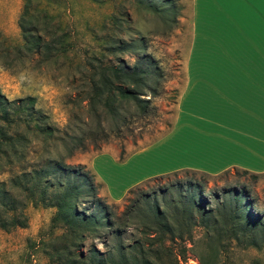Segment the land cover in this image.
I'll return each mask as SVG.
<instances>
[{"label": "rangeland", "instance_id": "obj_1", "mask_svg": "<svg viewBox=\"0 0 264 264\" xmlns=\"http://www.w3.org/2000/svg\"><path fill=\"white\" fill-rule=\"evenodd\" d=\"M190 5L191 0H0V91L9 100L30 97L48 123L81 141L70 156L60 142L51 147V154L61 156L65 164L83 166L94 195L124 220L119 237H89L83 242L84 251L91 244L103 251L106 243L132 242L139 236L140 224L147 221L150 201L167 208L171 199L179 200V194L186 192L181 183L188 180L201 185L205 207L215 206L224 188L245 186L255 209L264 212V172L254 181L249 173L233 169L219 175L180 171L149 182L126 201L124 196L114 201L106 194L118 196L132 180L166 165L161 160L162 144L133 152L160 138L173 119L189 41ZM30 34L40 38L36 51L24 44L23 35ZM116 62L150 72L146 82L152 92L143 89L140 95L148 99L147 108L122 99L116 102L118 115L113 117L102 105L88 104L89 76L98 65ZM41 146L31 143L28 158L34 159ZM96 154L91 167L89 161ZM9 175L1 171L0 181ZM11 194L17 206L25 203L26 224L0 228V264H55L48 255L49 239L62 231L50 226L55 209L24 200L18 189ZM92 201L86 192L78 197L77 206L90 211ZM191 234L190 242L168 243L183 264H199V256L209 264V255H215L217 264H264V245L240 247L233 241L219 246L207 241L198 227Z\"/></svg>", "mask_w": 264, "mask_h": 264}, {"label": "trees", "instance_id": "obj_2", "mask_svg": "<svg viewBox=\"0 0 264 264\" xmlns=\"http://www.w3.org/2000/svg\"><path fill=\"white\" fill-rule=\"evenodd\" d=\"M19 27L24 31L20 23ZM33 36L23 35V41L28 50L36 51L40 38ZM149 73L146 67L124 62L98 65L89 76L88 104L102 105L113 117L118 115L116 102L122 99L132 101L139 109L147 108L148 99L140 95L143 89L152 92L146 82ZM77 140L76 136H68L48 123L46 117L34 109L30 97L9 100L0 91V172L7 170L10 174L0 181V228L8 230L26 224L25 203L22 206L15 204L11 194L13 189H18L26 201L37 200L53 207L50 226L62 229L49 239L48 255L55 264H183L180 254L168 243L190 242L194 227L201 228L206 240L219 246L233 241L240 247L264 245V212L255 209L250 189L226 187L215 206L205 207L201 185L188 180L184 185L181 183L186 192L179 194V200L171 199L166 209L159 207L155 200L150 201L148 213H145L147 221L140 224L139 236L132 242L126 245L118 241L106 243L103 251L91 244L84 251L83 242L89 237L95 238L99 234L105 238L119 237V226L124 220L94 195L89 178L82 172L83 166L65 164L61 156L51 154V147L60 142L65 147L64 154L70 156L77 146H81V141L78 143ZM33 142L42 145L34 159L28 158ZM128 154L118 156L117 160L122 161ZM233 170L249 173L253 180L263 174ZM180 171L200 172L180 169L148 177L130 187L122 200L126 201L135 191L141 193V187L149 182L174 176ZM86 192L93 198L90 211L77 206L78 197ZM146 200L149 202L148 198ZM184 251H181L183 255ZM208 261L217 264L215 255H209ZM198 262L204 264V258L199 256Z\"/></svg>", "mask_w": 264, "mask_h": 264}, {"label": "crops", "instance_id": "obj_3", "mask_svg": "<svg viewBox=\"0 0 264 264\" xmlns=\"http://www.w3.org/2000/svg\"><path fill=\"white\" fill-rule=\"evenodd\" d=\"M190 6L173 119L160 138L133 152L162 144L166 165L118 196L106 191L114 201L143 179L180 169L264 172V0H191Z\"/></svg>", "mask_w": 264, "mask_h": 264}]
</instances>
